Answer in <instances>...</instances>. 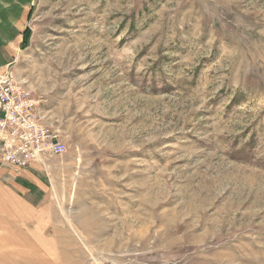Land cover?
I'll list each match as a JSON object with an SVG mask.
<instances>
[{
	"label": "rangeland",
	"instance_id": "obj_1",
	"mask_svg": "<svg viewBox=\"0 0 264 264\" xmlns=\"http://www.w3.org/2000/svg\"><path fill=\"white\" fill-rule=\"evenodd\" d=\"M26 29L65 151L20 170L0 264H264V0H34Z\"/></svg>",
	"mask_w": 264,
	"mask_h": 264
},
{
	"label": "built area",
	"instance_id": "obj_2",
	"mask_svg": "<svg viewBox=\"0 0 264 264\" xmlns=\"http://www.w3.org/2000/svg\"><path fill=\"white\" fill-rule=\"evenodd\" d=\"M24 84L12 62L0 65V161L16 172L65 151L56 130L39 113L40 100Z\"/></svg>",
	"mask_w": 264,
	"mask_h": 264
},
{
	"label": "crops",
	"instance_id": "obj_3",
	"mask_svg": "<svg viewBox=\"0 0 264 264\" xmlns=\"http://www.w3.org/2000/svg\"><path fill=\"white\" fill-rule=\"evenodd\" d=\"M33 3L34 0H0V65L15 61L17 54L23 51V33ZM5 171L0 167V210L3 213L8 211L9 197L12 198V205L21 204V200L16 197H20V192L28 194L29 189H35L39 194L44 189V183L34 174L22 170L15 174Z\"/></svg>",
	"mask_w": 264,
	"mask_h": 264
},
{
	"label": "trees",
	"instance_id": "obj_4",
	"mask_svg": "<svg viewBox=\"0 0 264 264\" xmlns=\"http://www.w3.org/2000/svg\"><path fill=\"white\" fill-rule=\"evenodd\" d=\"M30 36V31L26 29L23 33V41H22V47L24 48L26 46V43L28 42Z\"/></svg>",
	"mask_w": 264,
	"mask_h": 264
}]
</instances>
